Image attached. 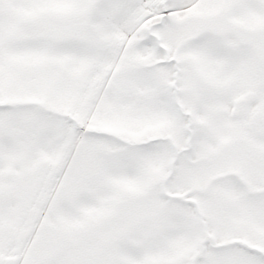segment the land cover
Segmentation results:
<instances>
[{
  "label": "snow or ice",
  "instance_id": "1",
  "mask_svg": "<svg viewBox=\"0 0 264 264\" xmlns=\"http://www.w3.org/2000/svg\"><path fill=\"white\" fill-rule=\"evenodd\" d=\"M0 264H264V0H0Z\"/></svg>",
  "mask_w": 264,
  "mask_h": 264
}]
</instances>
